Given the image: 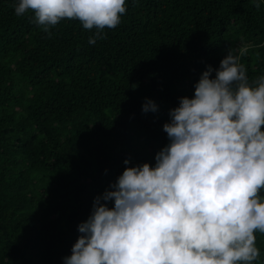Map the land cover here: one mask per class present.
Masks as SVG:
<instances>
[{
  "label": "trees",
  "instance_id": "trees-1",
  "mask_svg": "<svg viewBox=\"0 0 264 264\" xmlns=\"http://www.w3.org/2000/svg\"><path fill=\"white\" fill-rule=\"evenodd\" d=\"M17 2L0 0V264H64L95 198L155 166L169 111L208 66L249 46V83L264 76V0H126L95 44L78 20L45 33Z\"/></svg>",
  "mask_w": 264,
  "mask_h": 264
},
{
  "label": "clouds",
  "instance_id": "clouds-1",
  "mask_svg": "<svg viewBox=\"0 0 264 264\" xmlns=\"http://www.w3.org/2000/svg\"><path fill=\"white\" fill-rule=\"evenodd\" d=\"M260 8V3L254 5ZM45 33L62 20L105 39L126 0H18ZM239 55L207 67L194 97H181L163 125L169 143L148 163L126 167L95 198L64 264H254L264 234V76L249 83ZM215 71V77L212 73ZM142 110L155 112L148 100ZM124 163L127 165L128 160ZM103 201V203H102ZM114 201L109 208L107 202Z\"/></svg>",
  "mask_w": 264,
  "mask_h": 264
}]
</instances>
